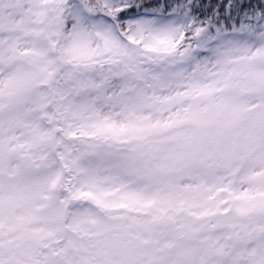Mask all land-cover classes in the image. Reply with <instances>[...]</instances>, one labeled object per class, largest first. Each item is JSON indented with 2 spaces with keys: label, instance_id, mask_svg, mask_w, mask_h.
I'll list each match as a JSON object with an SVG mask.
<instances>
[{
  "label": "snow or ice",
  "instance_id": "obj_1",
  "mask_svg": "<svg viewBox=\"0 0 264 264\" xmlns=\"http://www.w3.org/2000/svg\"><path fill=\"white\" fill-rule=\"evenodd\" d=\"M0 264H264V0H0Z\"/></svg>",
  "mask_w": 264,
  "mask_h": 264
}]
</instances>
